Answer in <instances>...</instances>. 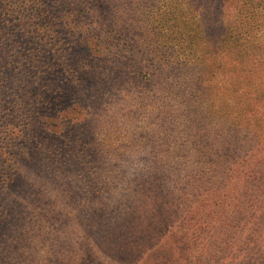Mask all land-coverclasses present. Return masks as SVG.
Returning <instances> with one entry per match:
<instances>
[{
	"label": "trees",
	"instance_id": "trees-1",
	"mask_svg": "<svg viewBox=\"0 0 264 264\" xmlns=\"http://www.w3.org/2000/svg\"><path fill=\"white\" fill-rule=\"evenodd\" d=\"M250 78L264 83V0H0V264H95L137 206L171 226L169 180L199 200L232 153L262 151L259 136L225 150L203 125L217 80L239 92ZM138 84L159 92L139 99L144 121L109 108ZM127 159L139 167L133 195H112ZM255 252L243 264H264Z\"/></svg>",
	"mask_w": 264,
	"mask_h": 264
},
{
	"label": "rangeland",
	"instance_id": "rangeland-1",
	"mask_svg": "<svg viewBox=\"0 0 264 264\" xmlns=\"http://www.w3.org/2000/svg\"><path fill=\"white\" fill-rule=\"evenodd\" d=\"M231 58L232 56L228 60ZM232 77L236 79L239 76L232 74ZM252 80L253 78H250L246 84H243V88L248 86L251 88L247 101L241 97L245 88L239 92L235 91L236 87L225 89L232 80L229 79V83L226 82L225 86L217 80L219 86L216 89L217 93L204 103L207 108L203 125H207L211 138L219 136L226 140L222 144L223 148L230 146L225 150L235 149L234 142L252 143L259 136L262 151L259 147L253 150L246 145L245 151L239 150L235 154L232 153L227 169H225L227 164H222L223 168L220 171L225 169L223 172L214 170L216 172H213L214 177L218 179L213 178L211 182H206V185L204 183L199 200L195 198L191 186L185 185L184 182L169 180V187L165 189V193L160 194V197H165L161 203L171 201V203H164L166 208L172 210L169 212L171 216H175L179 208V215L174 217L171 226L170 224L167 227L159 225L156 216L152 219L147 218L148 209L137 206V213L125 221L128 223L131 220L130 227L127 226L124 229L125 225L121 228L116 226L109 236L108 246L105 248L100 244L102 248L94 256L95 264H243L245 257L250 256V253L258 254L255 252L258 246H261V253H263L264 236L260 237L258 230L264 226V159L262 163L259 162L260 153L264 158V113L259 108L252 112L248 111L245 106L249 102L264 103V83ZM136 87L138 89L135 90L134 97L128 99L119 97L109 108L120 110V113L125 109L134 111L137 113V119L144 121L142 118L144 111L141 108L143 106L138 104L139 99L151 93L158 95L159 92L157 89L153 91L140 84ZM117 103H119L118 106ZM118 113L116 111L113 116L112 112L109 119L112 122L120 121L122 127L125 114ZM259 114L262 116V122H258L255 118ZM249 118L252 121H249ZM193 120L195 118L191 121ZM245 120H248L250 124L247 125ZM180 125H182L180 127L184 126L183 123ZM244 128H249L251 134L238 131ZM253 128L259 129L260 132ZM234 137L236 138L233 140ZM127 160L125 164L121 161L125 172H119L123 177L118 180L119 188L115 192L112 191V195H133L130 191L132 192L134 183L137 181L139 167L136 159ZM232 178L236 179L231 185L228 183L220 185L217 182ZM215 201L217 202L214 203ZM185 208L189 209L188 214H186L187 211H180ZM197 211L203 213L200 219L197 217ZM158 212V210L154 211L153 215ZM226 213L227 215L229 213L230 219L221 225L218 217H225ZM211 215H214V218ZM245 215H247L246 218ZM143 217L146 218L142 219ZM236 217L240 219L234 221ZM247 220L250 222L248 227ZM244 227L247 229L241 230ZM218 231H222V239L225 240L210 241L212 234ZM82 238L84 236L80 233L75 236L74 241L76 244L84 243ZM75 264L84 263L83 260H79Z\"/></svg>",
	"mask_w": 264,
	"mask_h": 264
}]
</instances>
